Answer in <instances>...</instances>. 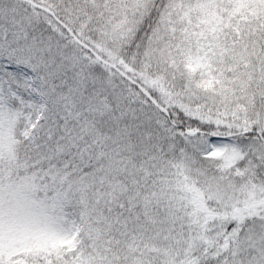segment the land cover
Instances as JSON below:
<instances>
[{
    "label": "snow or ice",
    "instance_id": "obj_1",
    "mask_svg": "<svg viewBox=\"0 0 264 264\" xmlns=\"http://www.w3.org/2000/svg\"><path fill=\"white\" fill-rule=\"evenodd\" d=\"M0 264H264V0H0Z\"/></svg>",
    "mask_w": 264,
    "mask_h": 264
}]
</instances>
